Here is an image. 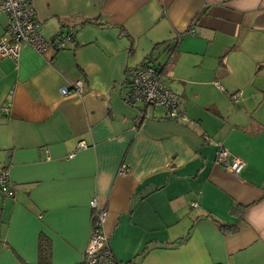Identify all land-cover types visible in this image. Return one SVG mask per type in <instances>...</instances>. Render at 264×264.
<instances>
[{"label": "crops", "instance_id": "0c3cea01", "mask_svg": "<svg viewBox=\"0 0 264 264\" xmlns=\"http://www.w3.org/2000/svg\"><path fill=\"white\" fill-rule=\"evenodd\" d=\"M31 1L46 39L74 41L0 55V264H38L42 237L47 264H82L93 198L118 262L264 264V0ZM149 62L186 120L127 101Z\"/></svg>", "mask_w": 264, "mask_h": 264}, {"label": "built area", "instance_id": "2783aa9c", "mask_svg": "<svg viewBox=\"0 0 264 264\" xmlns=\"http://www.w3.org/2000/svg\"><path fill=\"white\" fill-rule=\"evenodd\" d=\"M0 14L7 16V23L0 37V55L17 58L20 51L30 46L44 57L51 58L56 52L66 48L74 41V33H64L54 39H46L41 31V21L36 14L31 0H0ZM186 33H195L187 30ZM182 36V34H181ZM219 85V82H216ZM76 89L82 91L83 83L76 82ZM220 86V85H219ZM62 92L68 93L63 87ZM241 93L233 95L235 100L240 99ZM127 101L131 104H140L144 107L154 106L165 110L167 117L186 120L184 111L180 108L179 96L167 87L163 80V70L152 63H144L134 69L128 84ZM9 104L3 109H9ZM81 147L86 145L81 142ZM75 153L70 154L73 157ZM216 163L232 174H239L245 167V160L230 152L222 145H218ZM128 168L123 166L120 174H126ZM14 190L11 178L6 168H0V196H12ZM93 209L92 232L85 251L82 264H132L118 262L109 245V238L105 231L108 211L99 205L96 198L90 201Z\"/></svg>", "mask_w": 264, "mask_h": 264}, {"label": "trees", "instance_id": "16d2710c", "mask_svg": "<svg viewBox=\"0 0 264 264\" xmlns=\"http://www.w3.org/2000/svg\"><path fill=\"white\" fill-rule=\"evenodd\" d=\"M184 33H182V35ZM50 258H51V246H50V243L47 240V238L42 237L41 243H40V248H39V263L38 264H47L48 262H50Z\"/></svg>", "mask_w": 264, "mask_h": 264}, {"label": "rangeland", "instance_id": "374dc122", "mask_svg": "<svg viewBox=\"0 0 264 264\" xmlns=\"http://www.w3.org/2000/svg\"><path fill=\"white\" fill-rule=\"evenodd\" d=\"M161 53H164V52H162V50L160 51ZM158 57V56H157ZM152 63V62H151ZM153 64V63H152ZM154 64H157L156 62L154 63ZM153 107H151V109H152Z\"/></svg>", "mask_w": 264, "mask_h": 264}]
</instances>
